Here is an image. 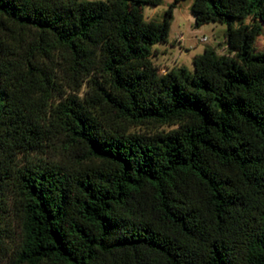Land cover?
Here are the masks:
<instances>
[{"label": "trees", "instance_id": "16d2710c", "mask_svg": "<svg viewBox=\"0 0 264 264\" xmlns=\"http://www.w3.org/2000/svg\"><path fill=\"white\" fill-rule=\"evenodd\" d=\"M158 2L0 0V261L264 264V0H191L226 51L163 72Z\"/></svg>", "mask_w": 264, "mask_h": 264}, {"label": "rangeland", "instance_id": "374dc122", "mask_svg": "<svg viewBox=\"0 0 264 264\" xmlns=\"http://www.w3.org/2000/svg\"><path fill=\"white\" fill-rule=\"evenodd\" d=\"M172 0H159L156 4H142L144 19H160L164 9ZM191 0H177L174 4L169 19L166 39L163 42H156L151 46L149 58L159 72L171 66L183 65L191 69V57L201 52L202 48L209 46L214 48L216 53H224L223 30L224 22H205L193 26L192 14L189 11ZM243 23H249V16L240 19ZM237 18H230L228 21L236 25L240 21ZM204 37V39H202ZM254 50L264 49V21L260 22V29L255 35L252 43ZM11 227V226H10ZM10 235L6 241L12 243L14 230L9 231ZM0 261V264H8Z\"/></svg>", "mask_w": 264, "mask_h": 264}, {"label": "built area", "instance_id": "2783aa9c", "mask_svg": "<svg viewBox=\"0 0 264 264\" xmlns=\"http://www.w3.org/2000/svg\"><path fill=\"white\" fill-rule=\"evenodd\" d=\"M202 39H204V37H202Z\"/></svg>", "mask_w": 264, "mask_h": 264}]
</instances>
